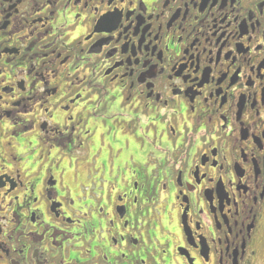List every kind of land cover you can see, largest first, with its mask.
Here are the masks:
<instances>
[{"label":"flooded vegetation","instance_id":"flooded-vegetation-1","mask_svg":"<svg viewBox=\"0 0 264 264\" xmlns=\"http://www.w3.org/2000/svg\"><path fill=\"white\" fill-rule=\"evenodd\" d=\"M0 264H264V0H0Z\"/></svg>","mask_w":264,"mask_h":264}]
</instances>
